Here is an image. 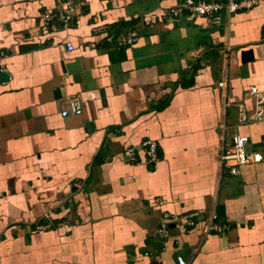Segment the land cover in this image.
Wrapping results in <instances>:
<instances>
[{
	"label": "crops",
	"instance_id": "crops-1",
	"mask_svg": "<svg viewBox=\"0 0 264 264\" xmlns=\"http://www.w3.org/2000/svg\"><path fill=\"white\" fill-rule=\"evenodd\" d=\"M77 2L63 29L61 0H0V264H264V160L219 158L235 131L264 151V118L235 106L264 92V0L217 26L177 0Z\"/></svg>",
	"mask_w": 264,
	"mask_h": 264
},
{
	"label": "built area",
	"instance_id": "built-area-1",
	"mask_svg": "<svg viewBox=\"0 0 264 264\" xmlns=\"http://www.w3.org/2000/svg\"><path fill=\"white\" fill-rule=\"evenodd\" d=\"M178 4L171 9V14L178 16L182 11H186L189 15H201L209 18L210 23L217 26L221 23L222 18L238 11L247 10L255 5L259 0H177ZM77 0H61L60 9L56 18L61 28H67L77 17L78 13ZM45 18L48 15H44ZM136 40V33L131 31L126 39L127 44H132ZM68 50L72 49L70 43H66ZM5 70L0 63V72ZM1 83V82H0ZM224 81H219L218 86L222 87ZM248 94L252 100V111L247 113L243 104L238 102L235 104L237 108V119L240 125H247L250 121H261L264 118V92L257 87L250 85ZM81 104L75 99L70 98L66 102V107L61 110V115L79 114L81 112ZM145 151V160L148 163H156L158 161L157 142L154 140H145L142 143ZM124 157L132 161L134 160L133 147L127 146L124 149ZM220 161L228 167L229 173L236 175L239 173V166L247 163H257L264 160V151L253 149L249 146V136L246 132L235 131L226 144V147L219 155ZM199 212L192 211L182 218L173 217L165 214L159 226L155 230L158 237H168L170 234V224L174 223V227H181L182 232L194 229L198 225ZM181 221V222H180ZM46 226L39 224L35 228L42 230ZM227 229V225L218 222L213 215V219L207 223L206 230L221 233ZM179 264L185 262L178 257Z\"/></svg>",
	"mask_w": 264,
	"mask_h": 264
},
{
	"label": "water",
	"instance_id": "water-1",
	"mask_svg": "<svg viewBox=\"0 0 264 264\" xmlns=\"http://www.w3.org/2000/svg\"><path fill=\"white\" fill-rule=\"evenodd\" d=\"M6 74H7V73H6L5 71L0 72V80H1V78L4 77Z\"/></svg>",
	"mask_w": 264,
	"mask_h": 264
}]
</instances>
